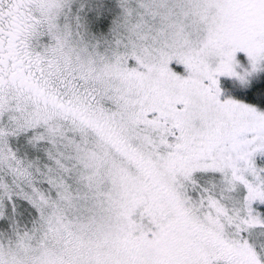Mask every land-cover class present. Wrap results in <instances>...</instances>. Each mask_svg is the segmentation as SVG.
Masks as SVG:
<instances>
[{"label":"snow or ice","instance_id":"obj_1","mask_svg":"<svg viewBox=\"0 0 264 264\" xmlns=\"http://www.w3.org/2000/svg\"><path fill=\"white\" fill-rule=\"evenodd\" d=\"M0 264H264V0H0Z\"/></svg>","mask_w":264,"mask_h":264}]
</instances>
